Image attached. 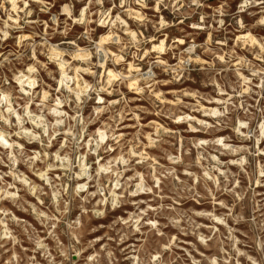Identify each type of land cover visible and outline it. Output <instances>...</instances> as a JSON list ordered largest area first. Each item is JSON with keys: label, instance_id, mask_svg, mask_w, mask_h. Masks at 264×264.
I'll list each match as a JSON object with an SVG mask.
<instances>
[{"label": "clouds", "instance_id": "1", "mask_svg": "<svg viewBox=\"0 0 264 264\" xmlns=\"http://www.w3.org/2000/svg\"><path fill=\"white\" fill-rule=\"evenodd\" d=\"M260 30L264 0H0V264H264Z\"/></svg>", "mask_w": 264, "mask_h": 264}, {"label": "rangeland", "instance_id": "2", "mask_svg": "<svg viewBox=\"0 0 264 264\" xmlns=\"http://www.w3.org/2000/svg\"><path fill=\"white\" fill-rule=\"evenodd\" d=\"M209 3L216 4L217 3V0H209ZM101 31H103V30H101ZM260 31L264 32V30H260ZM192 35H193L194 38L198 39L199 41H203L204 38H205V34H202V33H193ZM109 69L111 70V65H109ZM174 87L175 86H173V85H161L162 90L168 91V92L173 91L174 90ZM129 95L134 96L135 93H129ZM169 99H171L170 96H169ZM143 103L144 102L141 101V100H136L134 106H141V105H143ZM262 103H264V101H262ZM150 119H156V118L155 117H152ZM261 146L264 147V145H261ZM33 179H37V178L36 177H33ZM16 214L18 216H20L22 220H24V221H26L28 223H31V220L25 214H21L19 212H17Z\"/></svg>", "mask_w": 264, "mask_h": 264}]
</instances>
